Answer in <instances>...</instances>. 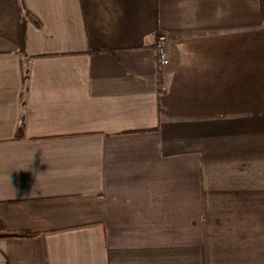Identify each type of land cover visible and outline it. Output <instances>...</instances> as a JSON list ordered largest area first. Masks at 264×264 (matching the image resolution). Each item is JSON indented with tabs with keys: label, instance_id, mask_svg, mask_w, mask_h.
Returning <instances> with one entry per match:
<instances>
[{
	"label": "crops",
	"instance_id": "crops-1",
	"mask_svg": "<svg viewBox=\"0 0 264 264\" xmlns=\"http://www.w3.org/2000/svg\"><path fill=\"white\" fill-rule=\"evenodd\" d=\"M0 223V264H264V0H0Z\"/></svg>",
	"mask_w": 264,
	"mask_h": 264
},
{
	"label": "trees",
	"instance_id": "trees-1",
	"mask_svg": "<svg viewBox=\"0 0 264 264\" xmlns=\"http://www.w3.org/2000/svg\"><path fill=\"white\" fill-rule=\"evenodd\" d=\"M23 37H24L23 22L21 21L20 22V31H19V47H20V49H23L22 48ZM32 236H33L32 233L25 232V231H22V232H8V231H6L3 228L2 224L0 223V239H3V238H30Z\"/></svg>",
	"mask_w": 264,
	"mask_h": 264
},
{
	"label": "built area",
	"instance_id": "built-area-1",
	"mask_svg": "<svg viewBox=\"0 0 264 264\" xmlns=\"http://www.w3.org/2000/svg\"><path fill=\"white\" fill-rule=\"evenodd\" d=\"M155 51L158 57V62L162 65L168 63V55L164 46V37L158 36L155 44Z\"/></svg>",
	"mask_w": 264,
	"mask_h": 264
}]
</instances>
